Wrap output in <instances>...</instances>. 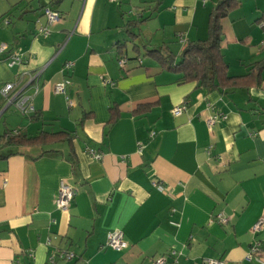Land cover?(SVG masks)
Returning <instances> with one entry per match:
<instances>
[{
    "label": "crops",
    "instance_id": "1",
    "mask_svg": "<svg viewBox=\"0 0 264 264\" xmlns=\"http://www.w3.org/2000/svg\"><path fill=\"white\" fill-rule=\"evenodd\" d=\"M216 1L0 0V91L12 85L33 108L22 114L0 93V135L71 137L0 144V264H50L59 250L74 258L56 264H264V223L252 230L264 219V68L258 84L208 90L145 56L163 47L179 60L204 41ZM44 6L61 16L46 37L34 23ZM262 23L264 0H240L222 20L228 76L264 62ZM65 79L73 106L54 92ZM60 181L76 190L65 210L54 205ZM114 230L125 249L102 247ZM256 244L260 261L247 260Z\"/></svg>",
    "mask_w": 264,
    "mask_h": 264
},
{
    "label": "trees",
    "instance_id": "2",
    "mask_svg": "<svg viewBox=\"0 0 264 264\" xmlns=\"http://www.w3.org/2000/svg\"><path fill=\"white\" fill-rule=\"evenodd\" d=\"M239 3L240 0H217L209 15L207 38L204 41L187 43L179 60L163 47L158 50H147L145 56L155 58L163 69L179 73L182 81L197 82L208 90H217L225 85L230 88L238 87L243 82L249 83L251 80L254 82V79L258 84L259 73L264 68V62L254 64L251 73L247 76L230 77L227 75V65L220 51L223 35L222 20ZM132 25L130 23L129 28ZM129 33L132 38L136 36L133 32ZM70 139V135L66 132H41L37 136L28 137L21 132L4 131L0 135V144L3 146H20L28 143L45 145L53 142H69Z\"/></svg>",
    "mask_w": 264,
    "mask_h": 264
},
{
    "label": "built area",
    "instance_id": "3",
    "mask_svg": "<svg viewBox=\"0 0 264 264\" xmlns=\"http://www.w3.org/2000/svg\"><path fill=\"white\" fill-rule=\"evenodd\" d=\"M41 17H44V22L42 23L40 21V18H37L35 20V33L37 36H42V37H46L47 35L50 34V29L51 27L56 24L57 22L60 21L61 16L60 13L57 12L56 10H53L52 8L48 7V6H44L42 8V12H41ZM8 20L5 19V24H8ZM262 27L264 29V23H262ZM260 47L264 48V33H263V37L260 41ZM5 45H2L0 47V51H3L5 49ZM21 62V59L19 56L17 55H13L10 57L9 61H8V66L12 67L14 65H18ZM127 63V59L121 58L118 61V65L119 67H124ZM73 63L71 62H67L64 65V69H70L72 68ZM34 81V79H32L30 82ZM69 85V81L68 80H63L60 83H57L54 86V92L56 94H62L65 95V99L66 102L68 104V106H73V101L67 96L66 94V88ZM13 86L12 85H5L0 93L1 96L8 102V104H12L15 106V108L17 110H19L22 114H26V113H31L33 108L29 105V98L21 96L19 94H15V95H10L12 92ZM183 107L179 106L173 109V113L174 115H179L182 111H183ZM221 118H224V116L222 114H215L212 115L207 121H206V126L209 132L212 131V127L213 125L219 121ZM154 135V133L150 134V137H152ZM92 156L95 159H99L100 155L96 154L95 152H93L92 150L89 151ZM0 184H4V181H1ZM160 190H163L162 187H159ZM76 195V190L72 187H70L68 184H66L64 181H60L59 183V187L57 190V194L56 197L54 199V205L57 209L59 210H65L68 208V206L70 205V203L73 201L74 197ZM221 223H225L226 219L225 218H221L220 219ZM264 223V219H259L254 225H253V232H258L262 225ZM102 247H106V248H110L116 251H120L123 250L127 247V243L124 241L123 239V234L121 231L118 230H114L109 232L106 235V239L105 242L103 244ZM260 249H259V244L254 245L246 259L247 260H251L253 258H256L257 261H260L258 256ZM74 258V255L71 252L68 251H64V250H59L57 251L55 254H53L52 256H50L49 258V263L50 264H56L57 261H67V260H71ZM154 264H176V261H172V262H168L165 258H157L154 260L153 262ZM202 264H223L220 260H203Z\"/></svg>",
    "mask_w": 264,
    "mask_h": 264
},
{
    "label": "water",
    "instance_id": "4",
    "mask_svg": "<svg viewBox=\"0 0 264 264\" xmlns=\"http://www.w3.org/2000/svg\"><path fill=\"white\" fill-rule=\"evenodd\" d=\"M9 105H12V104H8L7 106H9Z\"/></svg>",
    "mask_w": 264,
    "mask_h": 264
}]
</instances>
